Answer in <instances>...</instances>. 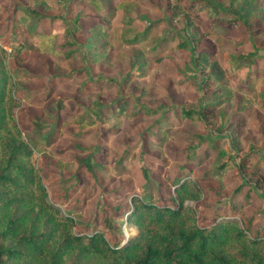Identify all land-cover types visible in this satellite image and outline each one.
Instances as JSON below:
<instances>
[{"label":"rangeland","instance_id":"obj_1","mask_svg":"<svg viewBox=\"0 0 264 264\" xmlns=\"http://www.w3.org/2000/svg\"><path fill=\"white\" fill-rule=\"evenodd\" d=\"M14 1L0 0V34L24 40L30 46L29 57L19 62L14 93L26 103L32 119L23 126L26 136L43 143L42 150L33 151L32 161L43 174L74 175L67 184L70 199H83L72 208L74 215L82 219L95 216L100 227L115 234L101 219L109 212V205L130 198L131 192L163 195L164 184L182 163L173 153L189 143L198 147L189 165L205 181L215 184L212 176L219 171L215 165L233 155L225 136L232 129L241 146L240 154L251 145L256 147L249 163L255 175L236 192L242 181L236 167L223 169V188L211 193L207 204L220 211L230 202L238 203L245 214L253 215L254 227L264 224V0H219L224 6L218 16L236 17L239 10L245 14L246 23L230 24L224 30L216 28L213 34L206 33L212 21L211 8L189 9L195 18L191 29L201 34L198 45L209 49L202 65L190 62L195 52L175 46L173 35L183 22L172 15L168 7L171 0H98L103 5L100 10L90 0H44L35 5L45 14L42 17L15 6ZM121 1L131 2L128 15L134 17L139 28L147 24V19L162 20L145 40L126 43L115 39L103 52L91 55L87 38L95 17L116 8ZM122 20V10L115 9L110 22L119 26ZM153 35L165 37L166 42L155 43ZM253 49L257 57L253 66L248 64L250 57L236 70L231 69V54ZM134 68L139 70L137 74L127 77ZM249 68L260 77L251 89L246 78ZM207 73L216 81L213 88L220 91L225 85L232 97L218 105L211 90H204L201 103L213 112V122L191 121L181 115L179 105L188 97L195 101L199 87H205ZM146 108L157 111L147 113ZM133 111H137L136 117H130ZM101 116L119 118L106 128L99 124ZM228 120L233 122L232 128L226 127ZM217 125L220 130H216ZM208 132L223 135L215 147L198 142L195 136ZM69 141L86 148L62 149ZM126 149L128 153L117 167L115 157ZM87 153L105 167L98 164L87 173L76 174V158ZM256 177L263 180L254 187ZM121 218L117 233H124V242L137 229L127 220V214Z\"/></svg>","mask_w":264,"mask_h":264},{"label":"trees","instance_id":"obj_2","mask_svg":"<svg viewBox=\"0 0 264 264\" xmlns=\"http://www.w3.org/2000/svg\"><path fill=\"white\" fill-rule=\"evenodd\" d=\"M40 2L44 3V0H15L14 5H20L31 15L42 17L45 14L35 6ZM90 2L97 10L103 7L98 0ZM245 2L250 3V0ZM130 3L121 1L116 8L95 17L87 38L91 44V55L103 52L115 39L126 43L145 40L162 20L147 19L144 27H137L134 17L128 15ZM222 6L224 4L219 0H188L187 3L171 0L168 3L172 15L183 22L173 35L175 46L195 52L190 55V62L194 65L204 63L209 49L205 45H198L201 34L191 29L195 18L189 9L211 8L212 21L207 34H213L216 28L228 29L230 24L237 22L246 23L245 14L239 10L236 17L218 16L223 11ZM118 8L123 16L119 26L110 22L111 15ZM108 29L110 33L105 34ZM257 30L254 29V32ZM182 31L186 35H182ZM151 38L155 43L166 42L165 37L158 35ZM28 44L24 40L0 34V264H264V224L254 227L253 215L245 214L238 203L230 202L220 211L217 206L207 204L209 195L217 194L223 188V169L231 165L236 167L242 178L235 187L236 192L242 183L255 175L249 163L251 151L256 147L251 145L249 150L240 154L241 146L232 129L225 136L234 150L233 155L229 160H221L215 165L219 170L212 176L215 184L205 181L204 176L196 174L189 165L198 148L189 143L174 151L173 154L182 163L176 166L177 172L169 183L164 184L163 195L146 193L141 196L131 192L130 198L109 205V212L102 214L101 219L107 228L116 231L115 234L100 227L95 216L82 219L74 215L72 208L83 200L70 199L67 184L74 175L62 177L43 174L32 161L33 151L42 150L43 143L26 136L23 126L32 119L26 111V103L14 93L16 75L20 71L19 62L30 55ZM255 50L231 54V69L236 70L243 60L250 57L252 59L248 64L255 63ZM138 71L137 68L130 69L126 76L130 77L131 73L137 74ZM206 75L205 87H199L196 103L188 97L179 105L181 115L191 121L213 122V112L201 103L204 90H211L218 105L232 97L225 85L221 86L223 90L220 91L213 88L212 83L216 81L210 73ZM246 78L247 88L251 89L260 77L253 68H249ZM145 111L155 113L157 108H146ZM135 112L130 117H136ZM118 118L101 116L98 121L107 128L108 124H115ZM232 123L231 120L226 121V127L232 128ZM218 126L216 130H220ZM74 134L81 136L82 132ZM49 135L45 136L47 142ZM195 136L198 142L206 141L215 147L223 135L208 132L196 133ZM72 146L79 151L86 148L80 142L69 141L62 149ZM127 153L126 149L115 157L117 167ZM76 162V174L87 173L98 164L105 167V163L92 159L90 153L77 157ZM262 180L256 177L254 187L261 185ZM262 193L264 195V190ZM124 214H127V220L136 227L137 232L123 242L124 233L117 232L121 230L119 227Z\"/></svg>","mask_w":264,"mask_h":264},{"label":"crops","instance_id":"obj_3","mask_svg":"<svg viewBox=\"0 0 264 264\" xmlns=\"http://www.w3.org/2000/svg\"><path fill=\"white\" fill-rule=\"evenodd\" d=\"M93 16V18L95 17V15H92ZM95 20V19H94Z\"/></svg>","mask_w":264,"mask_h":264}]
</instances>
